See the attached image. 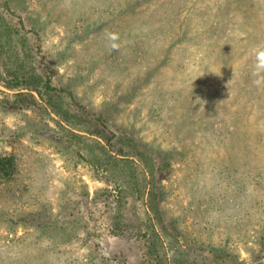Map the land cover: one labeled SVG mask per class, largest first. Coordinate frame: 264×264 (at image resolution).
<instances>
[{"label": "rangeland", "instance_id": "obj_1", "mask_svg": "<svg viewBox=\"0 0 264 264\" xmlns=\"http://www.w3.org/2000/svg\"><path fill=\"white\" fill-rule=\"evenodd\" d=\"M0 80V264H264V0H0Z\"/></svg>", "mask_w": 264, "mask_h": 264}, {"label": "trees", "instance_id": "obj_2", "mask_svg": "<svg viewBox=\"0 0 264 264\" xmlns=\"http://www.w3.org/2000/svg\"><path fill=\"white\" fill-rule=\"evenodd\" d=\"M13 76H14V79H13V81H16L15 79H20V76L18 75V74H15V73H13ZM12 81V82H13ZM0 82H2L1 80H0ZM6 87H9V88H12L15 84H11V83H6V82H2ZM26 88H31V89H34L33 88V86H31V85H26Z\"/></svg>", "mask_w": 264, "mask_h": 264}]
</instances>
